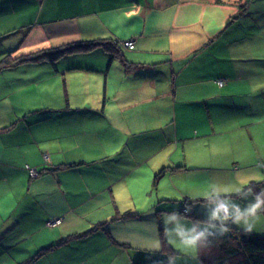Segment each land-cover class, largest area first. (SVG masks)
Wrapping results in <instances>:
<instances>
[{
    "label": "crops",
    "instance_id": "crops-1",
    "mask_svg": "<svg viewBox=\"0 0 264 264\" xmlns=\"http://www.w3.org/2000/svg\"><path fill=\"white\" fill-rule=\"evenodd\" d=\"M261 33L264 0H0V63L114 40L141 67L97 48L0 71V264L100 223L34 264H202L198 248L168 241L162 214L202 221L193 201L212 185L263 180Z\"/></svg>",
    "mask_w": 264,
    "mask_h": 264
},
{
    "label": "trees",
    "instance_id": "trees-1",
    "mask_svg": "<svg viewBox=\"0 0 264 264\" xmlns=\"http://www.w3.org/2000/svg\"><path fill=\"white\" fill-rule=\"evenodd\" d=\"M246 9L247 4L242 5V13L239 16L233 17L232 20L229 22L228 26H231V24L234 23L235 20L241 18V16L247 11ZM97 48H102L107 51L111 55L112 61L119 60L128 73H132L141 68L140 65L131 64L126 60L124 55V49L121 47L119 42H116L114 40H94L80 44H71L65 47L54 49L52 51H43L36 55L20 58L17 60H12L10 57H7L0 63V71L25 62L49 61L51 64L55 65V63L62 56L71 55L78 52H91ZM221 81L222 80H219L218 84L223 87L224 82L222 81V85L220 84ZM27 169L30 171L31 174V170L36 168H30L28 166ZM36 170L38 173H40L38 169ZM166 172L167 170L165 169L161 171L157 175L155 180H160ZM258 186L260 185L254 183L250 185L249 188L252 187V189H256ZM249 188H246L245 190L247 191ZM252 189L250 191H252ZM233 197L240 196L234 195ZM193 202L206 203L205 199H199ZM104 225L105 223H100L84 235H76L64 238L55 246L42 250L37 255L30 258L23 264H34L39 260L40 257L45 255L48 251H51L61 245L68 244L69 242L74 241L76 239H80L90 233L97 232L99 231V229H103ZM162 248L163 252H167L170 255H174L175 253L173 249L169 246V244L164 240L162 241ZM198 258L202 264H264V235L260 236L254 233H245L244 231L233 228L231 235L221 237H210L209 243L206 247L198 248Z\"/></svg>",
    "mask_w": 264,
    "mask_h": 264
},
{
    "label": "clouds",
    "instance_id": "clouds-1",
    "mask_svg": "<svg viewBox=\"0 0 264 264\" xmlns=\"http://www.w3.org/2000/svg\"><path fill=\"white\" fill-rule=\"evenodd\" d=\"M249 190L243 186L236 187L233 192L212 185L204 193L205 219L189 224L185 215L178 211L162 214L164 235L170 243H177L187 250L195 251L206 247L210 237L230 230V225L240 226L245 233H251L257 227L260 213L264 211V191L255 194L247 204H241L233 198L238 195L247 199ZM189 209H185L187 213Z\"/></svg>",
    "mask_w": 264,
    "mask_h": 264
},
{
    "label": "rangeland",
    "instance_id": "rangeland-1",
    "mask_svg": "<svg viewBox=\"0 0 264 264\" xmlns=\"http://www.w3.org/2000/svg\"><path fill=\"white\" fill-rule=\"evenodd\" d=\"M258 37H261V39H260V48H262L263 49V47H264V33H261ZM251 43H253L252 41H251ZM262 139H264V137H262L261 138V140ZM259 142V144H260V142L261 141H258ZM261 144H262V142H261ZM263 148H264V143H263ZM262 169H263V172H264V163H262ZM39 174L40 173H38V175L37 176H35V177H38L39 176ZM262 175H263V177H264V174L263 173H261ZM262 177V176H261ZM262 181H264V178H263V180H261L260 182H262ZM259 181L258 182H256V183H260ZM259 187H261V186H259ZM202 188L204 189V185L202 186ZM171 189H174V190H176L177 191V186H175V184L174 183H171V185H170V190ZM224 189H227V187H225ZM166 191V189H162V191H161V193H162V196H163V193ZM188 191V195H185V196H182V198H180V202L182 203V202H184L185 200H186V198H189V196H191V195H194V194H197V193H199V189H197V188H193V189H189V190H187ZM252 193L251 194H249V196H255V194H254V190H252L251 191ZM188 209V208H187ZM184 211H185V209H183L182 210V213L181 214H184ZM185 216H188L189 215V211H188V214H184ZM62 222V221H61ZM233 228H235V227H233V225H230V230L228 231V233H230V234H217V235H215L216 237H221V236H227V235H231L232 234V231H233ZM235 229H237V228H235ZM239 230H241V231H244L242 228H238ZM87 231V230H86ZM84 232V231H83ZM82 233V232H81ZM251 233H254V234H256V235H260V236H263L264 235V211H262V214L260 215V220H259V222L257 223V227L256 228H254L253 229V231L251 232ZM179 255H181L179 252H177ZM175 257H177V255L175 256ZM186 257H189L188 255H186Z\"/></svg>",
    "mask_w": 264,
    "mask_h": 264
},
{
    "label": "built area",
    "instance_id": "built-area-1",
    "mask_svg": "<svg viewBox=\"0 0 264 264\" xmlns=\"http://www.w3.org/2000/svg\"><path fill=\"white\" fill-rule=\"evenodd\" d=\"M124 47H125V48H129V49H134V48H135V44H134L133 41H128V42H125V43H124ZM220 84L223 85V82L221 81ZM31 171H32V173H31V176H32V177H35V176L38 175V172H37L36 169H32ZM184 214H188V212L185 213V211H184ZM60 223H61V220H60V219H58V220H53V221H51L50 223H48V226H49V227H52V226H55V225H59Z\"/></svg>",
    "mask_w": 264,
    "mask_h": 264
}]
</instances>
